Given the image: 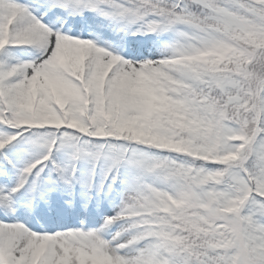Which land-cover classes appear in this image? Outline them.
<instances>
[{
  "label": "snow or ice",
  "instance_id": "6c2138e0",
  "mask_svg": "<svg viewBox=\"0 0 264 264\" xmlns=\"http://www.w3.org/2000/svg\"><path fill=\"white\" fill-rule=\"evenodd\" d=\"M0 264H264V0H0Z\"/></svg>",
  "mask_w": 264,
  "mask_h": 264
},
{
  "label": "rangeland",
  "instance_id": "374dc122",
  "mask_svg": "<svg viewBox=\"0 0 264 264\" xmlns=\"http://www.w3.org/2000/svg\"><path fill=\"white\" fill-rule=\"evenodd\" d=\"M122 196L120 197L119 202L112 203L110 205H102V207L92 209V214L95 217L97 223H102L105 216L115 215L119 211V206L121 204ZM99 221V222H98ZM118 225L114 226L113 230L115 231Z\"/></svg>",
  "mask_w": 264,
  "mask_h": 264
},
{
  "label": "trees",
  "instance_id": "16d2710c",
  "mask_svg": "<svg viewBox=\"0 0 264 264\" xmlns=\"http://www.w3.org/2000/svg\"><path fill=\"white\" fill-rule=\"evenodd\" d=\"M123 194V189L120 188V189H117V190H114L109 196H106L104 197V199H102L99 203H118L119 200H120V197L122 196Z\"/></svg>",
  "mask_w": 264,
  "mask_h": 264
},
{
  "label": "bare ground",
  "instance_id": "6f19581e",
  "mask_svg": "<svg viewBox=\"0 0 264 264\" xmlns=\"http://www.w3.org/2000/svg\"><path fill=\"white\" fill-rule=\"evenodd\" d=\"M99 222V221H98ZM116 230H119V226H117Z\"/></svg>",
  "mask_w": 264,
  "mask_h": 264
}]
</instances>
